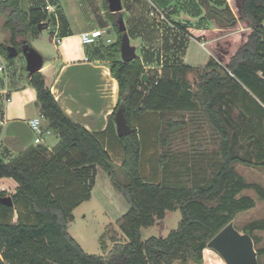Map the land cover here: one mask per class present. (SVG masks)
<instances>
[{
  "label": "trees",
  "instance_id": "1",
  "mask_svg": "<svg viewBox=\"0 0 264 264\" xmlns=\"http://www.w3.org/2000/svg\"><path fill=\"white\" fill-rule=\"evenodd\" d=\"M196 1L204 18L218 28L239 24L248 28L242 46L225 67L214 58L201 69L173 64L147 82L142 81L146 69L140 57L127 63L112 60L109 67L118 82L119 97L103 132H90L75 123L41 72L30 77L40 111L59 143L53 150L45 144L34 145L9 161L0 158V180L11 178L18 184L11 195L13 206L0 203V264H203L210 241L239 214L256 208V201L242 193L253 190L264 201V187L248 182L236 170L237 164L264 169V132L257 130L260 116L253 111L255 107L264 113V0H239L236 15L225 0ZM104 4L108 10L106 0ZM0 15L6 18L4 29L10 33V44L19 52L41 35L40 24L49 26L52 21L46 6L25 9L22 0H0ZM122 16L107 13L118 34L116 42L103 49L111 56L120 54ZM176 27L187 30L181 24ZM129 32L141 34L136 27ZM7 47L0 45V54L11 61ZM229 104L246 112L247 125L234 120ZM122 107L136 132L119 137L115 117ZM151 114L157 118H148ZM198 114L213 132L216 149L210 153L200 148L179 157L172 151L176 135L190 123L196 126ZM109 141L122 151L119 168L124 181L117 175ZM156 145L160 155L154 158L153 177L147 178L144 157ZM98 170L111 178L129 205L119 220L126 243L115 242L107 251L103 242L107 254L100 256L84 252L68 232L75 209L92 198L94 182L91 185L87 179ZM5 197L7 193L1 191L0 198ZM176 211L181 214L176 229L167 236L143 238L144 229ZM258 231H264V220L245 228L255 245L261 241L254 236ZM257 254L264 255V248Z\"/></svg>",
  "mask_w": 264,
  "mask_h": 264
},
{
  "label": "crops",
  "instance_id": "2",
  "mask_svg": "<svg viewBox=\"0 0 264 264\" xmlns=\"http://www.w3.org/2000/svg\"><path fill=\"white\" fill-rule=\"evenodd\" d=\"M38 1L28 0L31 6L27 9L49 6V14L52 18L48 28L42 31L38 38L31 39L36 43L42 42L45 40L43 37L45 32L49 30L52 35V38L49 39L52 50H47V54H45V52H41L43 50L37 49L44 58V65L40 72L44 76L46 86L51 90L62 110L75 123L90 132L105 131L109 124V116L118 104L119 86L117 80L111 75L109 67V63L117 59V56H111L104 52L103 49L107 46L105 39H101L94 44L85 45L82 42L81 35L99 29L106 30L111 35L113 25L107 17L109 8L107 10L105 7L104 0H77L70 6H65L63 0H42L41 5L38 4ZM225 1L230 6L231 0ZM157 2L160 3L161 1L154 0L160 11L170 8L176 10L174 6L162 7V2L159 6ZM186 2L187 0L181 6L183 9L187 6ZM145 3L150 4V1L122 0L123 11L121 13L123 19L126 14H130V11L131 13L136 12V8ZM231 10L233 11L232 8ZM199 12L198 16L189 15L184 18H176L177 20L173 19L177 24L187 26V30L184 32L172 24L174 28L172 34L176 38L174 40L176 51H171L173 54L168 53L169 56L167 55L166 58L162 55L161 60H159L156 53L153 58L148 46L147 49L140 48L142 53L140 55L137 53V55L143 61L146 69L145 75L148 76V80L156 73L160 76L164 66L173 64L201 69L208 64L211 58H214L224 66L242 46L248 28L239 24L236 28L220 29L216 23L205 19L202 11L199 10ZM131 20L134 22L133 27L141 32L135 38L139 39L140 42L146 41L145 38L148 37L149 34L147 33L149 31L145 19H142L141 23L136 21L141 19L135 17ZM94 21L95 24H93ZM4 23L5 19L3 20L0 15V36L2 35L1 27ZM129 30L131 29L127 28V33ZM237 35L241 36L243 42L239 43L234 51L233 46ZM3 38L5 39V45H8L7 52L9 56L8 48L13 47L10 44V33L8 39L4 35ZM135 38L134 36L130 37V41H136ZM115 42L113 40V43ZM193 43L198 46L200 52L201 50L206 52L198 63H191L196 58V56L190 57L189 46ZM164 44L162 42V46ZM30 45L32 48L34 47L33 44L30 43ZM209 46L212 50L207 49ZM137 49L136 47V52ZM20 54L21 52L16 57H19ZM0 58V65L4 66V71L0 72V97L3 98V102L0 104V122L4 121L3 125L0 124V158L9 161L28 147L35 145V135L30 127V121L38 117L41 111L36 91L30 84L31 76L27 71V66L25 69L23 61L19 59L20 61L18 60L19 63L15 67L13 64L17 62L15 60L18 58L11 61L10 66H8L3 62L6 58L1 54ZM229 105L231 109L228 111L234 120L237 123L240 122L242 126L247 125L248 121L244 117L246 112L239 106ZM253 108V111L260 116L256 120L258 122L257 130L264 132V113L255 107ZM148 118H157V116L151 114L148 115ZM45 124V126H48V122H45ZM44 144L46 145V143ZM109 151L114 162L117 158L122 159V151L117 143L109 141ZM17 188L18 184L11 178L0 180V192L5 191L13 195L16 193ZM247 191L249 190L244 191L241 196L252 198ZM203 264H225V262L217 257L215 251L207 248L203 253Z\"/></svg>",
  "mask_w": 264,
  "mask_h": 264
},
{
  "label": "rangeland",
  "instance_id": "3",
  "mask_svg": "<svg viewBox=\"0 0 264 264\" xmlns=\"http://www.w3.org/2000/svg\"><path fill=\"white\" fill-rule=\"evenodd\" d=\"M65 6H70L73 4L74 1L77 0H63ZM159 1V0H158ZM162 2V7L174 6V8L166 9L161 11V14L152 17L150 15V10L152 6L148 3L141 4L139 7L136 8V12L130 11V14H126L124 17V23L128 29H133L134 22L131 20L133 17L141 20H136L138 23L145 19L146 24L148 26V37L145 38L143 42H140L139 39L134 38L136 41H131L132 45L136 46L137 53L140 55L142 47L147 49L149 47V51L152 53L153 58L156 55L158 56L159 60H161V56L163 55L164 58L168 57L171 51H176L174 40L176 39L175 36L172 34V24L177 25V22L173 19L184 18L185 16L189 15H197L199 12L198 6L196 8V0H187L186 8L183 9L184 1L186 0H160ZM161 2L158 3L161 6ZM239 0H231V8L233 9L234 13L237 14V5ZM38 4H42V0L38 1ZM178 5V6H175ZM22 6L27 9L30 7V3L28 0H22ZM68 8V7H67ZM70 8V7H69ZM69 10V9H68ZM174 11H176L174 13ZM136 13V15H135ZM183 13V15H181ZM2 16V15H1ZM198 16V15H197ZM3 20L6 19L2 16ZM176 19V20H177ZM202 21V20H201ZM205 21V20H204ZM182 23V22H178ZM204 23V22H203ZM202 23V24H203ZM95 24V21L93 22ZM245 27L244 25H242ZM2 28V35L0 36V44H5V39L3 35L8 39L9 33L4 29V25ZM246 28V27H245ZM249 30H247L246 35ZM130 37L133 36L128 31ZM44 39L42 42H34L33 40L30 41L31 44L34 45L35 50H43L41 52H45L47 54V50H52L49 39L52 38L51 32L46 31L44 34ZM111 39L117 40L118 34L115 28H112V33L110 35ZM246 39V36H245ZM244 39V41H245ZM7 41V40H6ZM162 42L165 43L162 46ZM167 42V45H166ZM243 39H241L240 35L235 37V44L233 46V50L235 51L236 47L239 43H242ZM107 46L109 44H106ZM241 45V44H240ZM208 50H212L209 46L207 47ZM37 50V51H38ZM190 57H195V61L191 63H198L202 59V55L204 56L206 52L204 50H199L198 46L193 43L189 46ZM39 52V51H38ZM233 52V51H232ZM42 54V53H41ZM168 55V56H167ZM48 56V55H46ZM192 57V58H193ZM18 58L17 60H15ZM14 62V66L17 67L19 63V59L23 61L25 69L27 66L26 58L21 51L19 57H16ZM191 58V59H192ZM117 59H121V54L117 55ZM11 60V61H13ZM19 60V61H18ZM10 60L4 59V64L10 66ZM1 63V58H0ZM1 76V74H0ZM189 78L191 81L195 79V73L190 74ZM3 98L0 97V104H2ZM191 115H189L190 117ZM200 121L196 126H193L191 123L188 128L184 129L176 135L174 143L172 145V151L178 155L179 157H184V153H195L200 148L205 149L208 152H213L216 149V143L214 139V134L211 131L210 127L205 123L204 117L202 114L197 115ZM44 125H46L44 123ZM148 129V127H146ZM192 135L190 138L189 136ZM146 139H143V145H146ZM45 143L50 150L59 143V138L57 134L52 131L51 135L45 137ZM160 149L158 145L151 148L144 157V175L147 178L153 177V165L155 164V159L159 158ZM190 155V154H189ZM196 155V154H195ZM155 158V159H154ZM198 159V158H196ZM116 171L119 179L124 181V173L120 170L119 166L121 165L122 159L117 158L115 159ZM236 170L242 175L248 182L260 184L264 187V169H257L253 167H248L242 164H237ZM93 175H95L93 177ZM161 175L157 176V180L159 181ZM89 184H93L92 188V198L89 201L83 202L80 206H78L73 215L74 221L68 226L69 234L76 240V242L82 247L84 252L90 255H105L103 251V242L106 246L107 251H109L115 242L126 243V239L120 230V218L129 211V205L123 195L115 190L113 187L111 178L98 170L95 173H90L88 179ZM247 193L252 196V198L258 203L257 207L254 210H250L248 212L239 214L236 219L234 220V226L240 233H245V228L252 222L264 220V201L260 200L257 193L253 190L247 191ZM7 196H11V194L7 193ZM17 218H14V222ZM181 220V214L179 211L176 212H169L166 216V219L163 222L157 223L154 227L144 229L143 230V238L147 239L152 236H167L171 230L177 228L179 222ZM255 237L261 239L258 245H255L256 251L258 249L264 248V231H258L254 233ZM103 240V241H102ZM216 253V252H215ZM217 257L223 261V259L216 253ZM259 263L264 264V255L258 257ZM224 262V261H223ZM174 264H183L180 261H176ZM188 264H197L193 261H190Z\"/></svg>",
  "mask_w": 264,
  "mask_h": 264
},
{
  "label": "water",
  "instance_id": "4",
  "mask_svg": "<svg viewBox=\"0 0 264 264\" xmlns=\"http://www.w3.org/2000/svg\"><path fill=\"white\" fill-rule=\"evenodd\" d=\"M108 3L109 12L112 14L121 13L123 11L122 0H106ZM48 28L47 23H42L38 26L39 31H44ZM119 31L122 33L121 38V60L123 62H131L138 58L136 47L131 44L130 37L127 33V28L123 17L119 20ZM9 57L14 58L19 54V51L14 47H9ZM27 61V71L30 76L40 72L44 65L43 56L32 47L22 49ZM142 81L147 82L148 76L143 75ZM40 106V105H39ZM116 132L119 137L128 136L136 132L131 128L125 117V108L118 110L115 117ZM0 203L8 206H13L11 196L0 198ZM208 248L218 253L225 264H260L258 254L255 249V243L249 233H240L231 222L223 230H221L208 244Z\"/></svg>",
  "mask_w": 264,
  "mask_h": 264
},
{
  "label": "built area",
  "instance_id": "5",
  "mask_svg": "<svg viewBox=\"0 0 264 264\" xmlns=\"http://www.w3.org/2000/svg\"><path fill=\"white\" fill-rule=\"evenodd\" d=\"M148 1H150V5L152 6L150 10V15L152 17L157 16L158 14H161L163 16L159 8L154 3V0H148ZM46 9L48 12L50 11L49 6H47ZM81 39L85 45L94 44L101 39H105L107 44L113 43V40L110 38V34L106 30H100V29L83 33L81 35ZM57 42L59 43L60 41L58 40ZM3 71H4V66L0 65V72ZM45 122H47V120L42 113L38 117L30 121V127L35 135V139H34L35 145L44 144L45 137L52 134V130L49 128V125L48 126L44 125ZM0 124L3 125L4 121H1ZM0 259L2 260L1 253H0Z\"/></svg>",
  "mask_w": 264,
  "mask_h": 264
}]
</instances>
